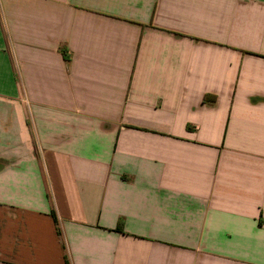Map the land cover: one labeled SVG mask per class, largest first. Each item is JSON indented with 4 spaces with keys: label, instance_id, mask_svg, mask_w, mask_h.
Wrapping results in <instances>:
<instances>
[{
    "label": "crops",
    "instance_id": "1",
    "mask_svg": "<svg viewBox=\"0 0 264 264\" xmlns=\"http://www.w3.org/2000/svg\"><path fill=\"white\" fill-rule=\"evenodd\" d=\"M0 264H264V0H0Z\"/></svg>",
    "mask_w": 264,
    "mask_h": 264
},
{
    "label": "trees",
    "instance_id": "2",
    "mask_svg": "<svg viewBox=\"0 0 264 264\" xmlns=\"http://www.w3.org/2000/svg\"><path fill=\"white\" fill-rule=\"evenodd\" d=\"M207 97H209V96H207V95H206V96L204 97V99H207ZM212 97H213V96H212ZM209 98H211V97H209ZM119 231H121V229H120V228H119Z\"/></svg>",
    "mask_w": 264,
    "mask_h": 264
}]
</instances>
